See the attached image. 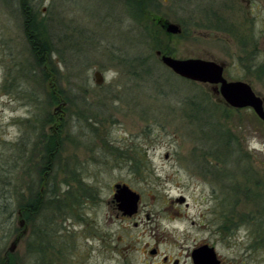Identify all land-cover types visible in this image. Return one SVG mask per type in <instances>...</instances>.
<instances>
[{
	"label": "rangeland",
	"instance_id": "1",
	"mask_svg": "<svg viewBox=\"0 0 264 264\" xmlns=\"http://www.w3.org/2000/svg\"><path fill=\"white\" fill-rule=\"evenodd\" d=\"M23 1L56 49L44 66ZM126 2L0 0V264H188L195 240L264 264V122L164 67ZM148 2L183 30L157 38L171 57L223 63L264 99V0ZM137 54L151 72L125 62ZM116 184L139 195L132 216Z\"/></svg>",
	"mask_w": 264,
	"mask_h": 264
},
{
	"label": "water",
	"instance_id": "2",
	"mask_svg": "<svg viewBox=\"0 0 264 264\" xmlns=\"http://www.w3.org/2000/svg\"><path fill=\"white\" fill-rule=\"evenodd\" d=\"M161 27L169 35L180 33V28L176 24L164 23ZM154 54L160 63L174 75L192 82L218 85V93L228 107L232 109L250 108L264 122V106L261 97L246 82L227 81L224 77L225 65L223 63L203 59H176L171 56L162 55L159 51H155ZM92 76L95 85L100 86L103 84V76L100 72L95 71ZM113 198L117 203L118 209L124 215L132 216L137 212L140 197L126 184H116L114 186ZM20 225H23L22 220H20ZM25 233L26 230H22L11 242L8 249L10 253L15 250L16 245ZM196 253H199V257L196 254L195 259L200 264H218L212 248L203 247Z\"/></svg>",
	"mask_w": 264,
	"mask_h": 264
},
{
	"label": "trees",
	"instance_id": "3",
	"mask_svg": "<svg viewBox=\"0 0 264 264\" xmlns=\"http://www.w3.org/2000/svg\"><path fill=\"white\" fill-rule=\"evenodd\" d=\"M127 6L128 11H130V15L134 20L138 19L140 22L143 23V30L142 35L145 40H150V49L154 51H160L161 54L171 56L172 53L170 52V49H164L162 46L158 45L157 38L158 36H167L164 34V31L162 30L161 26H159L157 20L151 12H148L149 10L146 8L148 0H127ZM22 29L24 31V35L26 37V41L28 45L30 46V51L33 54V58H35L36 63L39 66H44L49 60L50 56L54 54L56 49L53 45L49 43V38L45 36V31L43 27H41L39 24H37L34 16V10L32 7L27 4L25 1L22 2ZM155 19V20H154ZM150 21L152 23V27L149 28L145 23ZM161 25V24H160ZM140 29V28H139ZM140 31V30H139ZM149 49V50H150ZM136 67L140 68V70L151 72L152 67H150V60L148 56H144L142 54H137L134 57L126 58L125 62H128ZM133 61V62H132ZM44 77L47 78V75L44 73ZM53 97V96H52ZM54 139L53 137L50 138V144L47 148V153H49L53 150L54 147ZM53 153V152H52ZM31 208L30 206H28ZM27 208V207H26ZM25 208L26 212L27 209ZM34 210V209H33ZM32 209L28 210L30 212H34Z\"/></svg>",
	"mask_w": 264,
	"mask_h": 264
},
{
	"label": "flooded vegetation",
	"instance_id": "4",
	"mask_svg": "<svg viewBox=\"0 0 264 264\" xmlns=\"http://www.w3.org/2000/svg\"><path fill=\"white\" fill-rule=\"evenodd\" d=\"M165 23V22H164ZM159 24V23H158ZM162 26V25H161ZM179 26V25H178ZM162 28V27H161ZM179 28H180V33L179 34H177V35H180V34H182L183 33V30L181 29V27L179 26ZM162 30H164V28H162ZM165 31V30H164ZM166 33V32H165ZM167 34V33H166ZM176 35V36H177ZM175 36V35H174ZM158 51V50H157ZM160 52V51H159ZM161 53V52H160ZM163 55V54H162ZM227 80V79H226ZM227 81H229V80H227ZM215 86H217V89H219V86L218 85H215ZM217 93V92H216ZM219 97H220V95H219ZM262 99V101H263V106H264V99L263 98H261ZM219 100H220V102L224 105V107H226L227 109H230V110H234V111H240V109H232V108H230V107H228L225 103H224V101L222 100V98L220 97L219 98ZM246 109H249V110H251L250 108H246ZM252 111V110H251ZM253 112V111H252ZM255 115V114H254ZM203 247H209V248H212L213 249V252H214V254H215V258H216V261L218 262V264H225V259H223V257L222 256H220L216 251H215V249H214V246L213 245H211L210 244V242L209 241H207V240H195L194 242H193V245L191 246H189L188 247V249H187V255H186V258H187V261H188V264H200L199 262H197L196 260L197 259H195V256H196V252L198 251V250H200V249H202ZM149 254L152 256V257H156V256H158V252H157V250L156 249H153V250H151L150 252H149ZM197 256L199 257V253L197 254ZM162 261L164 262V263H167V261H170L167 257H165V256H163L162 257ZM174 262V264H176L177 263V261H173Z\"/></svg>",
	"mask_w": 264,
	"mask_h": 264
}]
</instances>
